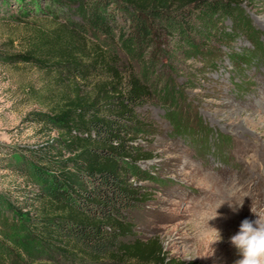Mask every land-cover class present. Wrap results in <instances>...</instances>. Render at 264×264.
Wrapping results in <instances>:
<instances>
[{"label": "rangeland", "instance_id": "obj_1", "mask_svg": "<svg viewBox=\"0 0 264 264\" xmlns=\"http://www.w3.org/2000/svg\"><path fill=\"white\" fill-rule=\"evenodd\" d=\"M32 1L0 0V234L17 225V189L26 186L7 159L17 161L18 151L56 137L53 125L30 113H49L55 100L47 93L58 98L64 89L58 82L66 80L26 60L24 39L33 23L49 27L69 17L56 13L51 24L49 14L20 11ZM84 1L66 3L73 11ZM241 8L250 30L218 17L194 48L162 39L165 53L147 45L126 50L118 30L112 41L98 37L119 70L133 72L150 92L136 107L144 127L125 136L140 155L131 160L129 181L149 195L131 215L136 238L155 242L173 263L235 264L242 257L230 238L242 220L264 217V0H243ZM116 19L127 31L129 20L118 13ZM224 208L233 220L220 215ZM210 228L219 230L220 241L211 243ZM25 249V261L11 264H63L57 255Z\"/></svg>", "mask_w": 264, "mask_h": 264}, {"label": "trees", "instance_id": "obj_2", "mask_svg": "<svg viewBox=\"0 0 264 264\" xmlns=\"http://www.w3.org/2000/svg\"><path fill=\"white\" fill-rule=\"evenodd\" d=\"M66 1L44 0L40 8L34 0L20 9L49 14L51 24L56 13L69 16L49 27L33 23L24 39L29 63L66 80L58 82L64 85L58 98L47 93L55 100L49 113H30L53 125L56 137L18 151L17 161L7 159L26 186L17 189V225L0 234V264L25 261L27 247L57 255L63 264H183L134 234L132 211L149 195L129 181L139 150L125 136L144 127L136 107L150 92L133 72L119 70V60L98 37L112 41L118 30L126 50L147 45L165 53L158 47L162 39L194 48L218 17L250 30L243 0H89L73 11ZM115 13L129 20L127 31Z\"/></svg>", "mask_w": 264, "mask_h": 264}, {"label": "clouds", "instance_id": "obj_3", "mask_svg": "<svg viewBox=\"0 0 264 264\" xmlns=\"http://www.w3.org/2000/svg\"><path fill=\"white\" fill-rule=\"evenodd\" d=\"M234 206H230L233 207V211L236 210ZM216 216L217 212L215 216L208 220ZM257 217L254 221L248 219L242 220L238 233L230 238V243L235 246L239 255L242 257L236 260L235 264H264V217L258 215ZM210 229L214 233V238L211 243L220 241L221 235L219 230L214 228Z\"/></svg>", "mask_w": 264, "mask_h": 264}, {"label": "bare ground", "instance_id": "obj_4", "mask_svg": "<svg viewBox=\"0 0 264 264\" xmlns=\"http://www.w3.org/2000/svg\"><path fill=\"white\" fill-rule=\"evenodd\" d=\"M215 210L219 211V210H220V207L218 206ZM222 214H224V215L226 216L228 222H229L230 220H233V217H232V219H229V218L227 217L228 214H231V215H232V212H231L230 210L228 211L227 209L224 208V209L220 212V215H222Z\"/></svg>", "mask_w": 264, "mask_h": 264}]
</instances>
